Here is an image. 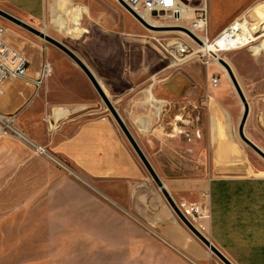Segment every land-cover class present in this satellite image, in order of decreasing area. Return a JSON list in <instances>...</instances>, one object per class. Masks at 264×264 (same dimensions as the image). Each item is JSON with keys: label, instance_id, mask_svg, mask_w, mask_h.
Wrapping results in <instances>:
<instances>
[{"label": "rangeland", "instance_id": "rangeland-1", "mask_svg": "<svg viewBox=\"0 0 264 264\" xmlns=\"http://www.w3.org/2000/svg\"><path fill=\"white\" fill-rule=\"evenodd\" d=\"M190 5L198 7L200 1L193 0ZM206 6L210 41L237 17L244 18L250 31L253 30L252 41L237 50L220 52V58L232 67L249 106L245 135L250 139V135L259 137L258 121L263 109L260 95L264 94V51L258 49V44L264 41V0H206ZM0 9L44 31L74 52L100 81L110 101H115L116 92L125 82L145 83L158 81L165 76L179 82L180 78L187 77L190 92L195 98L205 100L203 123L200 124L201 127L203 125L205 152L189 155L190 170L182 173H201L200 168H192L197 162L206 175L225 172L258 174L264 170V161L238 137L237 127L243 106L229 78H224L225 70L212 64L206 67L196 57L188 58L177 67H170V62L162 60L155 50L164 39H180L191 44L188 36L170 30H146L116 0H58L54 11L58 24L52 21L31 22L19 11L2 4ZM60 19H64L61 25ZM157 21L169 25L166 18H158ZM182 23L180 26L187 28L189 20ZM0 25L6 29L8 44L31 62L37 57L38 61L45 59L49 63L52 73L48 85L58 88L54 94L56 99H68L74 87H81L79 74L92 90L94 105L91 114L95 116L101 110L108 113L83 73L61 51L1 17ZM193 49L197 50L195 47ZM214 67L220 71L217 77L223 78L228 86L221 101L212 100L216 88L211 86L214 75L208 71L214 70ZM84 92L80 94L83 99L88 97ZM37 99L38 96L34 98V104ZM55 109L64 110L63 117L49 123L46 114L43 115L36 105L33 112L41 113V116L28 121L35 138L18 128L17 120L10 124L4 119L8 116H2L4 118L0 120V125L5 127L0 126V264H128L120 260H107L102 256L101 249L110 237H120L122 240L120 235H111L116 232L115 228L140 227L148 231L153 213H145L144 216L142 212L133 210V213H125L119 208V203L124 205L123 186L108 187L116 196L115 200H120L119 203L104 201L102 185L92 183L49 148L36 146V138H47L49 128L82 112L79 107L72 106ZM192 110L190 116L194 122L190 127L194 129L201 120L196 121V109ZM21 133L26 140L22 139ZM228 142L235 143L228 160L231 165L219 168L224 163L225 153H213L228 145ZM39 148L44 152H40ZM215 162L217 167L213 169ZM173 173L181 175V172ZM148 180V187H143L142 192L151 194L156 189L165 211L169 210L187 233L189 243L199 249V252L194 251L198 262L184 256L185 264H222L182 226L150 176ZM202 234L211 240L206 231ZM154 237L161 239L160 236ZM220 245L230 246L227 242ZM225 251L238 263L259 262L264 257V253L258 251Z\"/></svg>", "mask_w": 264, "mask_h": 264}, {"label": "crops", "instance_id": "crops-1", "mask_svg": "<svg viewBox=\"0 0 264 264\" xmlns=\"http://www.w3.org/2000/svg\"><path fill=\"white\" fill-rule=\"evenodd\" d=\"M57 1L0 0V4L19 11L31 22L57 23L54 15ZM63 20L60 19L59 25ZM39 61L37 57L33 62L30 61L27 72L29 78H34L40 70L42 59ZM230 68L232 69L231 66ZM51 73L35 96H38L35 104V97L32 98L34 89L30 83H6L0 92V116L15 115L17 127L26 130L35 138L28 124L30 119H39L42 113L46 114L49 123L56 122L63 117L64 110L55 108H80L82 112L79 114L49 128L47 138H36V146L49 148L55 155L82 172L92 183L102 185L104 201L119 203L120 200H115L116 196L108 187L123 186L124 205L117 204L119 208L125 213H133V210L142 212L144 216L145 213H153L148 231H143L140 227L115 228L116 232L111 235H120L122 240L120 237L108 238L105 247L101 249L102 256L112 262L120 260L128 264H185L184 256L198 262L195 252H199V249L189 243L187 233L169 210L165 211L157 190L153 189L151 194L142 192L143 187H148L149 174L114 119L104 110L95 116L91 114L94 105L92 90L84 78L77 74L79 79L81 77V87H74L68 99H56L54 94L58 88L48 85ZM208 73L217 76L220 71L215 68ZM224 78L228 79L225 72ZM187 79L180 78L179 82H174L170 76H165L158 81L145 83L125 82L116 92L115 101L111 102L174 202L183 200L201 203L208 209L209 219L202 224L214 246L232 264H264V257L259 262L254 260L250 263H238L225 251L264 253V170L258 174L225 172L206 175L197 162L192 168H200L201 173H182L190 170L189 155H201L205 152L203 125H200L203 123L205 100L194 97L186 83ZM69 88L72 89L70 86ZM227 90L226 81L220 78L212 100L221 101ZM82 92L87 93L88 97L83 99L80 95ZM260 98L263 101L258 121L260 136L250 135L251 139L246 136L264 151V94ZM36 105L41 109L40 114L33 112ZM192 108L196 109V121L201 120L194 129V118L190 116L193 113ZM233 146L234 142H228V145L214 151L215 155L217 152L225 153L224 163L219 168L231 165L228 160L231 158ZM216 165V162L213 163L212 168L216 169ZM173 172H181V175H174ZM122 217L125 218V215ZM154 235L161 239L157 240ZM225 242L230 246L220 245Z\"/></svg>", "mask_w": 264, "mask_h": 264}, {"label": "built area", "instance_id": "built-area-1", "mask_svg": "<svg viewBox=\"0 0 264 264\" xmlns=\"http://www.w3.org/2000/svg\"><path fill=\"white\" fill-rule=\"evenodd\" d=\"M124 1L137 14L140 13L156 22H159L157 21L158 18H166L169 21V25L164 23L151 24L147 22L151 26L174 27L183 25L182 22L189 20L187 29L198 38V40L201 42V45L203 44V41L208 42L210 40L207 31L208 17L206 0H199L200 5L198 7H193L190 5L193 0ZM184 7L192 10V17L180 15L182 8ZM247 27H249L248 22L242 17H237L232 20V22L229 23L227 27L222 29L213 39L227 35L228 33H234V36H236L241 34V32L244 30L246 31ZM5 37L6 29L0 25V92L3 90L6 83L10 81H21L30 83L33 86V98L42 88L45 79L51 72V67L45 59H42L40 70L35 74L34 78H29L27 73L30 66L29 59L27 56L8 44ZM189 40L191 44L180 39H164L158 46L155 47V50L161 55L162 60L170 62V67H177L190 57L198 58L200 62H202V64L206 67H209V65L213 64L214 61H217L214 55L205 53L203 50H201V45L197 44L190 38ZM193 47L197 48V50H194ZM218 84L219 78L214 75L211 79V86L216 88ZM14 118L15 115H10L4 119L10 124L14 122ZM39 151L44 152L41 148H39ZM176 205L182 216L200 233L205 231V227L202 222L209 219V211L203 204L191 203L181 200L177 202Z\"/></svg>", "mask_w": 264, "mask_h": 264}, {"label": "water", "instance_id": "water-1", "mask_svg": "<svg viewBox=\"0 0 264 264\" xmlns=\"http://www.w3.org/2000/svg\"><path fill=\"white\" fill-rule=\"evenodd\" d=\"M118 4L143 28L149 31H179L186 36H188L191 40L195 41L197 44L201 45V42L198 38L190 32L187 28L180 27V26H172V27H157L149 25L143 18H141L134 10H132L124 0H116ZM162 14V13H161ZM155 15V14H153ZM0 17L7 20L8 22L22 28L23 30L31 33L32 35L38 37L45 43L54 46L56 49L61 51L65 56H67L73 64L83 73L86 77L96 94L101 99L102 103L106 107V110L114 119L116 124L118 125L119 129L121 130L122 134L130 144L131 148L133 149L134 153L148 172L150 178L160 191L161 195L167 202L168 206L172 210V212L177 217L178 221L186 228L188 232L192 236H194L211 254H213L222 264H232V262L219 250L217 249L214 244L207 239L202 233H200L192 224H190L180 213L176 203L164 187L162 181L150 165L149 161L137 145L136 141L132 137L131 133L119 117L118 113L116 112L112 102L110 101L109 97L106 95L104 88L102 87L100 81L96 78L94 73L91 69L70 49H68L65 45L61 42L57 41L56 39L44 34L42 31L35 29L34 27L22 22L21 20L13 17L12 15L8 14L7 12L0 9ZM214 57L217 59L218 64L226 71L228 78L234 88L240 102L243 106L242 116L240 118L238 127H237V134L239 139L248 147L250 148L256 155H258L264 161V151L261 150L256 144H254L247 136L245 135L244 129L245 124L249 114V106L246 101V98L242 92V89L236 79L232 69L230 68L229 64L226 63L222 58H217L215 55Z\"/></svg>", "mask_w": 264, "mask_h": 264}, {"label": "bare ground", "instance_id": "bare-ground-1", "mask_svg": "<svg viewBox=\"0 0 264 264\" xmlns=\"http://www.w3.org/2000/svg\"><path fill=\"white\" fill-rule=\"evenodd\" d=\"M138 15L141 18L143 17L144 20L146 22H148V23L160 24L159 22L153 21V20L143 16L140 13ZM180 15L181 16L192 17L193 12H192V10L187 9V8L184 7V8H182V11H181ZM252 31H253L252 29L250 31V29L247 27L246 31L244 30L243 32H241V34H238L236 36H234V33H228L227 35H223L221 37H217V38H215V39H213L211 41L209 40L208 42L203 41V44L200 46V49L203 50L205 53H209L211 55L217 56V58H220V56H221L220 52H227V51L237 50V49L247 45L250 41H252L253 40L252 33H251ZM172 32H179V31H172ZM179 33H181V32H179ZM44 34H46V33H44ZM258 49L259 50L261 49V50L264 51V41L258 44ZM213 64H216V65L220 66L217 61H214ZM0 120L1 121L3 120L2 116H0ZM0 126L5 128L3 125H0ZM21 136H22V139L26 140L22 133H21Z\"/></svg>", "mask_w": 264, "mask_h": 264}]
</instances>
